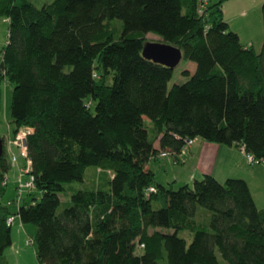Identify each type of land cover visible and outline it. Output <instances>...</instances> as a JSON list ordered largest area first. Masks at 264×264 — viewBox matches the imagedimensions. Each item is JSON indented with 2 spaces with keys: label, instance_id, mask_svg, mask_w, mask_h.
<instances>
[{
  "label": "trees",
  "instance_id": "1",
  "mask_svg": "<svg viewBox=\"0 0 264 264\" xmlns=\"http://www.w3.org/2000/svg\"><path fill=\"white\" fill-rule=\"evenodd\" d=\"M227 1L200 15L199 0H54L42 8L0 0L10 23L0 106L8 79L15 134L33 130L36 187L17 212L6 205L13 166L5 151L0 264L14 243V213L38 227L40 264H264V210L246 180L206 175L175 191L149 168L198 138L243 148L264 164V45L258 53L230 29ZM113 20L123 22L119 38ZM148 34L196 63L195 73H183L186 83L170 89L175 70L144 57ZM90 167L113 175L106 186L73 192L59 213L66 184L83 183ZM187 231L190 244L180 236Z\"/></svg>",
  "mask_w": 264,
  "mask_h": 264
},
{
  "label": "rangeland",
  "instance_id": "2",
  "mask_svg": "<svg viewBox=\"0 0 264 264\" xmlns=\"http://www.w3.org/2000/svg\"><path fill=\"white\" fill-rule=\"evenodd\" d=\"M33 4L38 7L42 8L44 5L53 2L54 0H31ZM214 2V0H212ZM220 1V0H219ZM229 1V0H228ZM227 1V2H228ZM233 4H245L246 11L251 12L250 18L252 23L248 24L246 29H242L245 35V40L248 41V37L250 36L252 39L250 41L251 44H255L256 50L258 53L262 51L264 45V18H263V5H260V0H231ZM21 0H18L20 3ZM226 2V3H227ZM225 3V5H226ZM112 29L115 27L118 28V31L114 33L116 38H119L123 33V22L121 20H113L110 22ZM10 23L9 20L0 15V50H2L7 44L9 40L10 30L9 27ZM240 27L244 26V24H240ZM238 26V27H239ZM248 30V31H247ZM148 42H163V40L154 34H148L146 36ZM197 68L196 63L190 62L187 60H182L179 66L174 71V76L172 81L169 84V88L172 89L175 85H182L186 83L189 79L184 77L183 73L185 71H191L195 73ZM13 95H14V87L10 83L8 79H5L2 82V103L0 106V137L7 138V145L5 144V148L9 146L10 138H14L17 133L15 131L17 129L16 124L12 119V102H13ZM92 112H95V104L92 107ZM20 130H23L22 128ZM4 140V139H3ZM202 140H199L195 147H199ZM193 146V147H194ZM191 147L189 151L193 148ZM6 151V150H5ZM188 151V152H189ZM20 151L17 148H13L12 152L8 149V154L11 156L13 154L18 155L19 164H13V168L7 176V185H6V194H5V201L8 200H15L17 201L19 198L17 185L20 184L21 174L20 168L21 164L23 167L26 166V161L20 157ZM7 153V151H6ZM169 160V159H168ZM151 166L156 172V180L158 183L164 184L167 180V166L164 162L160 161V159H153L151 161ZM256 175V185L257 188L262 189L264 192V164L258 163L254 165L246 166ZM112 173L106 171H100L97 167H90L87 169L85 174V181L83 183L74 182L66 184L67 191L60 195L61 198V207L59 208V213H62L68 206L71 204V194L78 190H91L95 189L99 186L107 185V182L112 177ZM22 180L24 183L29 181V176H22ZM259 185V186H258ZM182 186L176 185L174 190L177 191ZM29 195V194H28ZM10 198V199H9ZM38 200L42 199V194L38 193L37 196ZM155 209L158 210L162 206L158 203H155ZM13 212L18 211V205L11 207ZM16 217V224L13 227V234L17 237L16 243L6 251L5 260L3 264H40L37 251H38V242H37V233L38 227L34 224L23 226L20 221V217L14 213ZM209 217L211 214L208 213ZM208 217L205 214H201L198 218L200 223H205ZM180 236L188 242V244L192 241V234L190 232H181ZM33 238L34 244L31 246L26 245V241L28 239ZM160 264H170L167 259L160 262Z\"/></svg>",
  "mask_w": 264,
  "mask_h": 264
},
{
  "label": "crops",
  "instance_id": "3",
  "mask_svg": "<svg viewBox=\"0 0 264 264\" xmlns=\"http://www.w3.org/2000/svg\"><path fill=\"white\" fill-rule=\"evenodd\" d=\"M210 2L213 1L210 0ZM214 2H219V0H214ZM231 2L232 1L229 0L224 6L225 21L230 26V29L240 36L242 43L246 47L253 46L256 49L255 44L250 43L252 39L250 36L248 37V41L245 40V35L242 30L246 29L247 25L252 23L250 18L251 12L246 11L247 7L245 4L237 5V3L233 4ZM259 4L264 5V0H260ZM240 24H244V26L240 27ZM199 140H202L200 146H194L186 155L177 158L160 159V161L164 162L168 167L166 170L168 177L164 185L173 188L176 185L192 186L196 180H201L206 175L215 177L223 184L230 178L244 179L248 182L258 207L264 210V192L259 185V188H257L255 184L256 175L246 167L252 164H250L244 149L210 143L201 138L196 139L194 145H196ZM175 159L178 160V164H175ZM21 167H23L22 164ZM149 168L155 172L151 163ZM23 226L26 227L24 224ZM13 227L14 226H12V235L14 245L17 237L13 234Z\"/></svg>",
  "mask_w": 264,
  "mask_h": 264
},
{
  "label": "built area",
  "instance_id": "4",
  "mask_svg": "<svg viewBox=\"0 0 264 264\" xmlns=\"http://www.w3.org/2000/svg\"><path fill=\"white\" fill-rule=\"evenodd\" d=\"M210 0H199V14L200 15H205L207 8L210 5ZM23 130H19L17 132V135L14 138H10L9 140V146H7V158L8 160L13 164H19V158L18 155L13 154L12 156L10 154H8V149H10V152H12L13 148H17L20 152V157L26 161V166L25 167H21L20 168V174H21V179H20V184L17 185V189H18V195L19 198L17 201L15 200H8L6 201V205L8 207H13L15 205H18V209L21 207L23 201L25 200L26 196L32 192H35L36 187H35V183H34V177L32 175V161L29 158V153H28V137L33 133V130L30 128H22ZM4 140H6L5 144L7 145V138ZM196 140H189L186 144V146L184 147L182 153L179 156H183L186 155L189 151V149L191 147L194 146ZM6 147V146H5ZM174 157L171 153L167 152V153H162L160 155L161 159H166V158H171ZM247 158L250 162V164L254 165V164H258L259 161H257L255 159L254 156L252 155H248L247 154ZM175 164H178V160L175 159ZM22 176H29V181H27L26 183L23 182L22 180ZM5 187L7 185V177L4 183ZM151 191H155V189H151ZM16 221V217L14 214H12L9 218H8V225L9 226H14V223ZM34 244V240L33 238L28 239L26 241V245L27 246H31ZM144 247V245H142V248Z\"/></svg>",
  "mask_w": 264,
  "mask_h": 264
},
{
  "label": "water",
  "instance_id": "5",
  "mask_svg": "<svg viewBox=\"0 0 264 264\" xmlns=\"http://www.w3.org/2000/svg\"><path fill=\"white\" fill-rule=\"evenodd\" d=\"M143 55L147 60L175 70L184 59L181 49L164 42H147ZM5 144L0 137V160L4 156Z\"/></svg>",
  "mask_w": 264,
  "mask_h": 264
}]
</instances>
